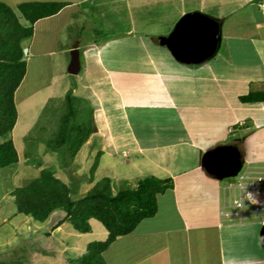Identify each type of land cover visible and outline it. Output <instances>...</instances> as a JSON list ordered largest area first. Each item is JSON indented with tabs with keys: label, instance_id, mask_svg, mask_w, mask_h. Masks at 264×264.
I'll return each mask as SVG.
<instances>
[{
	"label": "crops",
	"instance_id": "0c3cea01",
	"mask_svg": "<svg viewBox=\"0 0 264 264\" xmlns=\"http://www.w3.org/2000/svg\"><path fill=\"white\" fill-rule=\"evenodd\" d=\"M123 1L134 16V6ZM178 1L180 6H168L174 8L172 19L171 15L163 16L168 19L166 28L155 23L153 29L155 25L147 17L138 22L133 18L126 34L141 42V29L146 36L171 34L184 16L187 0ZM194 1L198 6H188L186 12L200 11L221 21L219 49L213 58L199 62L178 61L166 38H160L155 55L139 58L134 64L127 61L128 57L124 60L128 62L126 66L109 64L102 45L107 47L110 42L124 38L85 42L80 34L72 35L63 26L55 29L49 24L67 9L71 11L72 1H66L57 14L34 25L30 40L35 48L32 57L46 52L59 57L58 53L64 54L65 50L83 48L85 71L79 75L77 84L73 80L71 85L74 89L93 88H85L88 92L84 96L91 98L94 109L99 108L96 98L106 105V109L93 111L95 124L107 121L110 110L114 112L112 117L126 121V129L120 127L117 131L118 150L128 151L129 162L141 165L136 169L137 174L125 179L135 185L150 175L174 181L173 187L158 194L157 214L144 219L132 233L118 237L111 244L115 264L125 256V249L130 253L128 258L132 257L131 264H264L260 218L250 209L240 210L233 203L228 181H224L233 177L219 178L203 165L207 152L227 146L239 150L250 169L263 166L264 101L244 103L240 96L264 91V5L261 8L259 0ZM115 3H119H113L118 11ZM75 10L71 11L73 18ZM246 16L252 20L251 24L246 25ZM66 34L71 36V42H66L69 48H64L63 42L57 48L56 43ZM185 80L191 82L185 84ZM85 143L89 145V140ZM58 211L61 210L53 212L48 219ZM67 223L53 229L54 224L52 229L65 232L70 229ZM90 224V232H77L79 238L87 233H100L103 239L107 238V230L101 229L96 219H90ZM108 249L103 254L106 261Z\"/></svg>",
	"mask_w": 264,
	"mask_h": 264
},
{
	"label": "rangeland",
	"instance_id": "374dc122",
	"mask_svg": "<svg viewBox=\"0 0 264 264\" xmlns=\"http://www.w3.org/2000/svg\"><path fill=\"white\" fill-rule=\"evenodd\" d=\"M1 1L13 8L26 1H72L73 3L69 6L72 7L71 11L76 9L73 13L75 17L73 18L71 16L72 12L67 9L57 19L52 18L49 24L55 26V29L57 26H63L65 32L72 33V35L78 33L85 42L97 41L102 43L113 37L114 39L124 38L117 42H110L107 47L103 44L102 51L107 63L124 64L125 66L128 62L134 64L136 60H140L139 58H148L147 55H155L159 51L156 44L160 41V38H171V34H167V36L158 34L146 36L143 29H141L142 33L139 34L143 38L142 42L135 37L130 38L126 34V30L131 27L133 18L138 22L147 17L149 21L151 19L152 25L159 23L160 28L164 29L167 26L166 20H168L165 15L169 17L171 15V19L173 17L174 8L168 6L178 7L181 5L178 0H127L130 7L134 6L132 7L134 16H132L130 15L131 8L129 11L127 3L123 0ZM115 1L119 3H115L119 6L118 11L113 8ZM184 6V15H186L189 13L186 12L188 6L197 7L198 2L187 0ZM257 9L259 8L257 7ZM259 11L261 14V10ZM163 16L165 17L163 18ZM245 22H247L246 25L251 24L252 20H248L247 17ZM262 22L264 24L263 20ZM155 27L156 25L153 29ZM66 35L68 37L62 36L65 40L62 41V38H60L59 42L56 43L57 48L62 45V42H71V36ZM136 37L138 38V36ZM30 40L27 39L24 45L29 46ZM69 46L66 43L64 48L67 49ZM31 48L32 50L35 49ZM46 53L41 55L35 53L32 58H29L27 74L16 92L18 121L13 130V138L19 151L20 161L0 169V242L2 244L0 264H75L74 259L86 252L88 242L105 240L100 233H97V235L96 233L87 235V233L79 238V235H77L79 231H76L70 222L67 223V227L70 228L67 231H57V229L53 231L52 226L65 215L63 210L58 211L52 218L43 223L34 220L30 215L17 213L15 197L11 192L15 188L24 186L34 180L43 168L53 169L56 176L71 187L75 186L76 182L80 183V188L73 196L74 198L84 196L98 181L105 177L111 178L114 189L137 186V184L128 182L125 178L130 179L131 177H128V175L137 174L136 169L141 164L135 165L133 162H129L131 161L129 152L122 149L118 150L119 138L117 131L120 127L126 129V126H124L126 121L122 122V120L112 117L114 112L110 110L107 121L101 120L99 124H95L92 117L93 111L104 109V107L106 109V105L96 98L99 108L94 109L92 106L94 102L91 98H85L84 95L88 92L86 89L90 90L92 87L72 89L71 82L75 80L77 84L79 75L85 71L84 55L82 54L81 57L83 63L81 73L73 74L69 71L72 59L71 49L65 50L64 54L58 53L59 57ZM81 53H83V48ZM156 55L158 57L159 54ZM128 57V62H124ZM156 61L159 62V60ZM178 61L184 62L179 59ZM188 70L190 71V69ZM188 82H191V80H185V84ZM196 86L199 87L200 84ZM71 89L73 94L76 95V99L73 100L71 106H67L65 95ZM100 105L104 106L101 107ZM69 107H72L73 112H75L72 115L73 120L83 123L87 122L86 119L92 118L93 125H96L88 138L89 145L84 143L72 159L68 154V150H64L66 145L53 148L48 143V139L54 136L55 131L60 126L63 114L66 110H69ZM100 150L103 151V158L100 156L92 177L91 170ZM179 155L180 153L177 157ZM144 171L141 173H144ZM238 178L233 177L224 181H226L225 183L227 181L228 183H237ZM228 201L229 196L227 193ZM96 221L101 229L106 231L104 225L99 220L96 219ZM70 230L72 233L74 231L78 237L72 235ZM47 232H51L53 235L48 236ZM124 253L125 256L117 259L118 264H131L132 260L130 261V259L132 257L128 258L130 253L127 249ZM113 256L112 248L109 247L106 252L108 264H115Z\"/></svg>",
	"mask_w": 264,
	"mask_h": 264
},
{
	"label": "trees",
	"instance_id": "16d2710c",
	"mask_svg": "<svg viewBox=\"0 0 264 264\" xmlns=\"http://www.w3.org/2000/svg\"><path fill=\"white\" fill-rule=\"evenodd\" d=\"M69 2V1H68ZM66 1H26L13 8L0 0V169L20 161L13 138L18 121L16 92L28 71V62L23 59L24 43L34 34L35 23L57 14ZM73 89V87H72ZM65 95L67 106H71L76 95L73 90ZM244 103L264 101V91H251L240 96ZM73 108L63 114L59 128L48 139L53 148L66 145L70 158H74L81 146L93 132L92 118L87 122L73 120ZM102 152H98L91 176L99 163ZM91 177V178H92ZM174 186L172 178L147 176L137 186L114 189L110 177L98 181L84 196L74 198L80 183L69 186L51 168H43L39 176L24 186L15 188L17 213L30 215L39 222L46 221L56 210L65 211L53 229L68 221L81 233L91 231L90 219L99 220L108 232L105 240L89 242L86 252L74 259L75 264H108L104 252L118 237L132 233L146 218L154 217L158 211V194ZM49 235V233H47Z\"/></svg>",
	"mask_w": 264,
	"mask_h": 264
},
{
	"label": "water",
	"instance_id": "95a60500",
	"mask_svg": "<svg viewBox=\"0 0 264 264\" xmlns=\"http://www.w3.org/2000/svg\"><path fill=\"white\" fill-rule=\"evenodd\" d=\"M177 59L184 62H199L212 57L221 43V21L200 11L184 15L165 40ZM81 59L79 49L72 51L69 71L79 73ZM243 160L239 150L218 147L205 154L203 165L208 172L219 178L234 176L241 169ZM261 242L264 246V227L261 231Z\"/></svg>",
	"mask_w": 264,
	"mask_h": 264
},
{
	"label": "clouds",
	"instance_id": "9594fccd",
	"mask_svg": "<svg viewBox=\"0 0 264 264\" xmlns=\"http://www.w3.org/2000/svg\"><path fill=\"white\" fill-rule=\"evenodd\" d=\"M259 5H260V7L262 8V6L264 5V0H259ZM263 11H264V9H263ZM202 13V12H201ZM32 38V37H31ZM30 38V39H31ZM30 39H28V40H30ZM32 46L29 44V46L27 45V46H25L24 45V48H23V59H25L27 62H28V60H29V58L31 57L32 58V56L31 55H33L32 53H33V50H32V48H31ZM79 49V52H80V59H81V57H82V53H81V50H80V48L79 47H74V48H72L71 49V58H72V51L74 50V49ZM32 51V52H31ZM82 59H81V69H80V71H79V73L81 72V70H82ZM74 88V87H73ZM263 166H264V163H263ZM262 166V167H263ZM250 167L251 166H249L248 165V163H246L245 164V162L243 161V164H242V167H241V169L238 171V173L236 174V175H234V176H229V177H235V178H237V177H239L238 178V182L237 183H232V182H230V183H228L229 184V188H230V190L229 191H231L232 192V195H233V203L234 204H236L235 206L238 208V209H240V210H242L244 207L245 208H248V209H250L254 214H255V216H257V217H259L260 218V220H261V222L264 220V215H263V213L264 212H262V213H258V212H256V211H254V209L247 203V201L246 200H243L242 198H243V192L245 191V189L246 190H250V188H248V187H244V188H241L239 185H240V183H242L243 182V184L244 185H247V183L249 182L248 181V178L247 177H242V176H244L245 174H247L248 173V171H251V172H257V171H260L261 170V168H259V169H256V170H252V169H250ZM249 175V174H248ZM228 178V177H227ZM228 188V189H229ZM258 194H256V195H254L253 193H251V192H249L248 193V200L251 202V203H259V201H258V199L256 198V196H257ZM62 211V210H61ZM55 212V211H54ZM20 214V213H19ZM23 214V213H22ZM25 215V214H24ZM258 218V219H259ZM262 224H263V226H262V229H263V227H264V223L262 222ZM262 231V230H261Z\"/></svg>",
	"mask_w": 264,
	"mask_h": 264
},
{
	"label": "built area",
	"instance_id": "2783aa9c",
	"mask_svg": "<svg viewBox=\"0 0 264 264\" xmlns=\"http://www.w3.org/2000/svg\"><path fill=\"white\" fill-rule=\"evenodd\" d=\"M249 174V175H248ZM254 175V176H252ZM242 177H247L249 180L253 178L254 181L248 182L247 185H244L243 182L240 183V187H248L250 190H246L243 192V200H246L247 203L254 209V211L258 213L264 212V166L261 168L260 171L257 172H251L248 171L247 174H245ZM251 192L254 195L258 194L256 198L258 199L259 203H251L248 200V193ZM264 223V220L262 221Z\"/></svg>",
	"mask_w": 264,
	"mask_h": 264
}]
</instances>
